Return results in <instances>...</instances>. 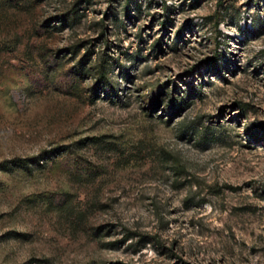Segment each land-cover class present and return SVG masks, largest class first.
I'll use <instances>...</instances> for the list:
<instances>
[{
    "label": "rangeland",
    "instance_id": "374dc122",
    "mask_svg": "<svg viewBox=\"0 0 264 264\" xmlns=\"http://www.w3.org/2000/svg\"><path fill=\"white\" fill-rule=\"evenodd\" d=\"M5 161L0 264H264V0H0Z\"/></svg>",
    "mask_w": 264,
    "mask_h": 264
},
{
    "label": "trees",
    "instance_id": "16d2710c",
    "mask_svg": "<svg viewBox=\"0 0 264 264\" xmlns=\"http://www.w3.org/2000/svg\"><path fill=\"white\" fill-rule=\"evenodd\" d=\"M166 6V5H165ZM106 60L103 59L102 64L99 66V68L97 69V73H98V82L102 85V86H106L108 84V78H107V66H106ZM37 159V158H36ZM29 159H13L10 162L13 163H17L19 165H22L23 163L27 162ZM38 161V160H36ZM8 161H5L3 163L0 164V169L1 170H5L8 168L7 166Z\"/></svg>",
    "mask_w": 264,
    "mask_h": 264
}]
</instances>
